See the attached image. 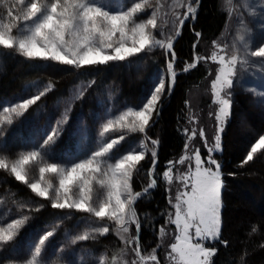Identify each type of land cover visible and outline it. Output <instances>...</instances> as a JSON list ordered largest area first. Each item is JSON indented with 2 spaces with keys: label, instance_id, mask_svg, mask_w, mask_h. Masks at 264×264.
<instances>
[{
  "label": "snow or ice",
  "instance_id": "obj_1",
  "mask_svg": "<svg viewBox=\"0 0 264 264\" xmlns=\"http://www.w3.org/2000/svg\"><path fill=\"white\" fill-rule=\"evenodd\" d=\"M195 2L198 5L199 0ZM225 3L230 20L233 16L238 20L239 29L235 39L242 45L244 56L239 55L240 47L236 43L229 55L225 51L227 44L221 46L213 41L214 50L209 55L194 52L193 62L184 68V71H189L201 61L218 65L210 87L212 103L219 105V108L214 113L217 121L214 145H210L203 129L198 133L204 141L207 157H202L199 148L191 155L187 154L189 142L197 135V129L193 128L191 134L188 129H184L185 154L175 162L169 161L162 173L168 185L175 179L182 186L177 191L175 202L169 199L174 212H170L165 221V224L175 225V242L169 244L170 251L166 253L170 264H211V257L217 250L207 247L206 242L217 241L221 236L223 207L221 166L213 158V153L221 147L222 118L229 114L231 105V92L228 91L226 95L222 93L234 87L237 65H248V56L261 58L259 63L264 65V42L254 46L255 41L247 38L249 30L244 20L245 15L264 19V3H254V0H225ZM180 7L186 8V11L173 10L171 21L165 13L162 24L158 19L161 16V0H155V5L152 0H115L114 5L109 0H0V8L4 9L0 13V49L12 50L29 61H51L80 70L86 66L130 61L157 48L164 50L165 54L171 53L167 75L157 77L158 82L141 98L139 105L127 106L108 115L100 125L92 150H65L59 154L60 162H57V153L52 150V146L63 132L62 125L66 123L63 120L57 121L51 131L45 130L43 142L38 146L33 142L31 150L21 151L15 157L0 152V170L24 184L35 196L48 200L53 209L68 210L69 214L56 217L57 221L72 219V212L95 217V221L81 217L76 226L84 224L85 228L80 234L71 237V243L114 232L126 248L135 253L137 259L132 260L131 264H160L156 248L147 256L142 254L139 242L141 223L134 205L157 185L155 168L159 141L151 140L153 147L150 149L146 142L147 129L153 124V116L159 115L162 96L166 92L170 94L175 83L174 40L180 35L185 20L194 18L197 11L191 0ZM149 9L152 11L148 18L141 19V15ZM169 22L175 35H165L163 29ZM261 32H264V23L261 24ZM196 36L199 38L201 33H196ZM195 48L196 44L193 45ZM53 87L48 84L42 91L38 90V94L0 108V133L3 132V125L11 126L14 117L22 116ZM256 94L264 97V92ZM82 95L83 92H80ZM117 132L120 135L111 138V134ZM134 133L142 134L145 139L133 142L126 151L117 154L122 142ZM83 139L85 137L81 136ZM6 147V142L0 144V149ZM260 151H264V135L251 143L243 163L252 161L254 154ZM149 152L152 158V166L147 171L149 183L140 192H135L131 185L133 174ZM185 163L188 164L187 169L174 176L175 165ZM36 169L39 180L34 181L32 174ZM2 202L0 199V204ZM30 207L26 203L19 205L21 212ZM43 207L40 204L36 210ZM30 218L21 215L8 222L7 215L0 216V251L19 243L17 238ZM131 225H135L134 236L130 234ZM58 227L59 224L33 237L27 248V258L22 264H49L47 248ZM256 230L254 227L253 232ZM159 231L163 237L166 229L162 226ZM222 243L227 244L226 241ZM117 255L114 253L111 261L106 255H101L95 264H118ZM120 255H123V250ZM71 264H86V261L81 259ZM119 264H127V261L121 260Z\"/></svg>",
  "mask_w": 264,
  "mask_h": 264
},
{
  "label": "trees",
  "instance_id": "obj_2",
  "mask_svg": "<svg viewBox=\"0 0 264 264\" xmlns=\"http://www.w3.org/2000/svg\"><path fill=\"white\" fill-rule=\"evenodd\" d=\"M195 8V17L185 20L180 35L174 40V69L177 72L174 86L170 94L166 92L163 95L159 115L153 116V124L147 129L148 147H153L151 140L159 143L156 146L157 185L134 205L141 223L139 241L143 252L158 245L157 233L166 221L169 198L162 173L168 162L184 150L189 94L204 84L210 72L209 62L204 61L189 71H184V68L193 62L194 52L207 56L204 46L220 35L226 20V11L221 8L220 0H199L198 5L195 2ZM196 33H201V36L197 38ZM170 59L171 53L165 54L164 50L157 48L130 61L76 70L70 65L51 61H29L12 50L0 49V108L22 98H30L48 84L54 86L22 116L14 117L11 126L3 125L0 144L6 142L7 147L0 152L15 157L21 151L31 150L33 142L36 146L43 142L45 130L51 131L57 121L63 120H66L62 125L63 132L52 146L57 153V161L65 150H92L107 115L140 103L158 75H167ZM80 92H83L82 97ZM263 133L264 104L253 93L236 90L221 135L222 148L215 153L221 166L223 207L221 236L212 242L217 251L211 264H264V151L254 154L252 161L243 163L251 143ZM81 136L85 139L81 140ZM143 139L145 137L140 133L130 134L118 147L117 154ZM151 161L149 152L133 174L131 185L135 192H140L149 183L147 171L152 166ZM0 199L3 201L0 216L7 215L8 222L21 215L31 217L17 238L19 243L0 251V264H22L33 237L42 235L57 224L59 227L47 248L49 264L70 263L81 256L101 254L111 258L120 250L121 241L114 232L71 243V237L85 228L84 224L76 226L81 217L93 221L91 217L72 212V219L57 221L56 217L68 215V210L53 209L48 200L35 196L24 184L2 170ZM22 203L29 204L30 209L25 208L21 212L19 205ZM40 204L44 207L37 211ZM254 227L257 229L255 232ZM160 253L159 248L157 254L161 259Z\"/></svg>",
  "mask_w": 264,
  "mask_h": 264
},
{
  "label": "rangeland",
  "instance_id": "obj_3",
  "mask_svg": "<svg viewBox=\"0 0 264 264\" xmlns=\"http://www.w3.org/2000/svg\"><path fill=\"white\" fill-rule=\"evenodd\" d=\"M109 2L113 5L115 4V0H109ZM152 2L155 5V0H152ZM186 2H188V0H161V4H162L161 16L158 17V19H160L161 23L163 24V20L165 18L164 14L166 13L167 19L169 21H171V19H172L171 13L173 10L178 11V12L186 11V8L180 7L181 4L186 3ZM191 2H192V6L195 7V1L191 0ZM254 3H264V0H254ZM220 6L223 10L226 11L225 0H220ZM151 11H152V9H149L147 12L142 14L140 18L141 19H147L148 15H150ZM3 12H4V9L0 8V13H3ZM244 20L246 22L247 29L249 30V35L247 38L255 41L254 46H258L261 42H264V40H262V38H264V32H261V24L264 23V19H261L260 16H257L256 18H252V17H249L248 15H245ZM238 29H239V23H238L237 18L235 16H233L230 20L229 16L227 15V11H226V20H225L222 32L214 41H217V43L221 46L227 44L228 47L226 48L225 51L229 55L232 54V52H233L232 46L234 43H236L237 46L240 47L239 55L244 56V50H243L242 45H239V42L236 41V39H235L237 34H238ZM163 30L165 32V35H168V34L175 35L173 26L171 25L170 22H169L167 27H164ZM213 50H214L213 41L209 45L204 46V51L207 55H209ZM252 50H254V47ZM248 59L250 61V63L248 65L241 66L238 63L237 69H236V77H235L234 87H232L230 90H226V92L222 93V95H226V93L228 91H230L231 92V100H232L234 92L238 89H240V90L242 89V90L248 91L250 93H253L254 96L256 97V99L261 102L262 99H264V97L257 95L256 92H264V70H262V69H264V65H260V63H259L261 58H255V57L248 56ZM209 65H210V72L212 73V75H208V78L204 82V84L201 87H197V88L193 89L189 94L188 120H187V125L185 127V129H188L189 134H191V130L193 128L197 129V135L189 142L190 146H189V149L187 151V154L191 155V153L196 148H199L201 151L202 157H207V149L204 147V141L198 135L199 130L203 129L205 131L206 138L209 141L210 145H214V143H215L214 136L216 134V125H217V121L215 119L214 113L219 108V105H214L212 103V95H211V87H210L211 80L214 79L215 72H216L218 65L215 63H212L210 61H209ZM161 75H165V74L162 73L158 76H161ZM157 82H158V80L156 78L154 83H157ZM253 89L255 91H252ZM18 102H20V101H18ZM18 102H12V103H18ZM12 103H8L5 106L10 105ZM262 103L264 104V102H262ZM137 105H139V103ZM134 106H136V105H134ZM125 108H123V109H125ZM123 109H121V110H123ZM210 113H213V115H210ZM110 114L111 113H109L108 115H110ZM229 115H230V109H229V114L222 118L223 129L225 127V124L227 122ZM54 126L55 125H53V127ZM222 132H221L220 136L222 135ZM118 135H120L119 132L112 133L111 138H115ZM262 135H264V133ZM220 145H221V139H220ZM221 148H222V146L220 147L219 150H217L213 153V158L216 159L219 164H220V162H219L218 158L215 156V153L220 152ZM184 154H185V147H184L183 152L178 157H176L175 159H173L171 161L175 162ZM57 162H60V161H57ZM64 162H66V161H64ZM167 167H168V165H167ZM187 167H188L187 163H185L184 165L176 164L174 169H173V175L174 176L178 175L180 172L185 171L187 169ZM212 167L214 168L215 166L213 165ZM34 171H35L34 172L35 174L32 177V179L34 181H37V180H39L38 169H36ZM221 177H222V174H221ZM165 184L167 186L168 198L173 199V202H175L174 198L177 194V191L181 190V188H182L180 182L174 179L173 183L171 185H168L166 183V181H165ZM170 212H174V209L169 204V209H168V212L166 215V220H168V218H169L168 214ZM91 220L95 221V217H91ZM103 223H108V222L104 221ZM162 226L165 227V229H166V232H165L163 237H161L160 231H159ZM159 230L157 233V236H158V243L157 244L159 245V247L157 248V246H155L154 248H156L157 250L160 248L161 259L158 257L160 264H170L169 260L166 258V253L168 251H170V249L168 247L169 244L175 242L174 241L175 225H170V224L164 223L159 227ZM135 233H136L135 225H131L130 226V234L134 236ZM212 242L213 241H207L206 246L209 248H215L212 245ZM133 247H134V245H133ZM154 248L149 249L147 252L142 251V254L147 256L148 254H150L152 252V250ZM121 250H123V255H120ZM117 254H118L117 255L118 264L121 260L127 261V264H131L132 260L137 259L135 256V253L132 252L130 248H126V246L122 242H121L120 250ZM156 254H157V252H156ZM101 255H105V254H101ZM101 255H98V256L92 255L91 257L81 256L76 261H79L82 259L83 261H86V264H95V261H97L101 257ZM157 256H158V254H157ZM112 257L111 258L107 257V258L109 259V261H111ZM211 263H212V257H211ZM51 264H65V262L64 263L52 262ZM68 264H71V262ZM149 264H152V262H149Z\"/></svg>",
  "mask_w": 264,
  "mask_h": 264
}]
</instances>
